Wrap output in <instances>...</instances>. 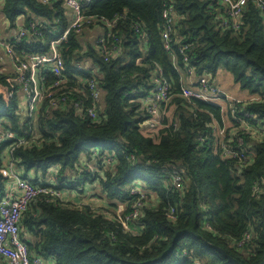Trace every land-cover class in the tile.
<instances>
[{"label":"trees","instance_id":"16d2710c","mask_svg":"<svg viewBox=\"0 0 264 264\" xmlns=\"http://www.w3.org/2000/svg\"><path fill=\"white\" fill-rule=\"evenodd\" d=\"M63 1L4 0L3 12L12 24L23 17L26 28L37 22L41 31V35L14 37L16 51L48 53L47 43L56 30L67 29ZM169 4L177 12V23L171 48H166L163 12ZM218 7L213 0H94L90 4L89 12L99 17L127 15L114 28L117 55L106 59L93 42L81 45V35L76 34L61 44L68 70L63 86L72 101L82 97L84 106L91 104L78 91L81 86L90 95L86 82L75 84L92 77L93 71H81L75 64L89 60L98 70L103 90L99 119L79 115L73 103L62 106L50 117L41 116L42 144L17 148L14 156L25 170L58 169V182L67 181L74 191L86 182L100 183L112 205L120 201L126 209L120 216L106 217L91 207L79 209L64 197L52 202L37 198L21 222L38 236L36 241L26 240L21 233L32 260L40 258L46 264L49 258L56 264L264 261V18L249 0L241 30L224 29L217 23ZM135 22L145 33L137 32ZM182 44L188 45L185 54L179 49ZM157 67L163 70L159 79L169 82L174 118L165 115L158 132L145 133L143 123L149 114L142 99L154 91ZM220 69L231 72L242 89L259 97L235 104L237 116L250 127L244 130L233 119L236 129L227 132L229 147L239 156L225 155L222 138L213 129V122L225 127L223 107L182 96L184 76H190L191 70L199 77H214ZM54 82L48 73L47 86ZM23 109L17 75L0 69V128L22 134L30 127L22 120ZM247 113L257 115V120ZM175 172L183 176L181 188L173 184ZM132 189L144 196L132 194ZM138 200L141 215L126 220ZM136 225L141 230H134Z\"/></svg>","mask_w":264,"mask_h":264},{"label":"built area","instance_id":"2783aa9c","mask_svg":"<svg viewBox=\"0 0 264 264\" xmlns=\"http://www.w3.org/2000/svg\"><path fill=\"white\" fill-rule=\"evenodd\" d=\"M50 0H43V2H49ZM94 0H64V5L70 8L74 12V17L69 27L63 31L54 34L55 38L50 42V51L47 54L36 55L26 51H21L19 54L13 47L12 41L3 40L2 45L6 49L7 53L14 59V64L20 72L17 79L21 87V94L25 106V119L29 122L30 127L23 129L22 134L13 129L0 130V151L7 147L11 154L20 147H27L28 145L40 143L43 141V136L38 134L37 123L43 109L47 111L46 117H50L54 110L60 109L62 105L69 106L73 103L76 108L79 109V115L86 116L92 120H98L100 114V107L102 103L103 90L97 80L99 75L98 70H92L85 63V61L77 62L75 65L81 71H93V76L85 79L86 86L90 95L86 93V90L80 86L78 91L85 97L91 100V104L84 106L83 99L78 98L77 101H72L71 92H65L64 86L68 81L66 76L67 68L63 55L59 51V46L63 43H67L70 34L82 35L85 32L92 29L103 30L102 34L93 40V44L97 50L102 52L106 59L109 56L117 55L120 53V49L116 44V33L114 28L118 26L120 21H124L127 18L126 14H116L112 18L99 17L89 12L90 4ZM219 7L217 23L224 29H230L233 31L241 30L243 25V18L245 16L249 0H213ZM261 12V16L264 18V0H253ZM163 18L165 23L162 30V38L165 42L166 48H171L170 44L173 42L174 25L177 23V12L172 4L166 5L163 12ZM137 32H143L142 25L138 22L134 23ZM38 23L34 22L30 28L22 27L18 33V38H23L29 35H41L39 32ZM147 38L144 39V42ZM180 42V40L178 41ZM187 44L180 45L179 49L182 54H185ZM188 61V59H187ZM163 72L161 67H157L155 74L156 86L154 91L145 96L142 99L145 109L149 116L145 119L143 127L152 129L149 132H158L163 127L164 116L168 114L169 110L167 105L171 100L169 95V82L165 79H159L160 74ZM190 76H184V86L182 87V96L191 100V98L203 99L216 103L217 91L212 88V83L206 78L208 75L201 76L195 85H189L193 82L191 75L194 73L190 71ZM50 73L55 82L51 86H47V75ZM188 79V81H186ZM186 83L188 85H186ZM67 88V87H66ZM73 90V88H72ZM74 91V90H73ZM220 93V92H219ZM227 97V96H226ZM70 99V102H69ZM241 102V101H237ZM218 104V103H217ZM221 105V104H219ZM222 106V105H221ZM223 107V106H222ZM230 106L228 111L224 112L232 113L231 121L232 125L220 126L217 122H213V129L216 131V137L222 138V145L225 148V155L227 156H239L238 151H234L229 147L228 130L236 129L233 119L237 120L241 125V128L249 131L248 123L237 116L234 108ZM224 109V108H223ZM251 118L257 120V115L246 114ZM183 176L180 173H174L172 177L173 184L176 188L183 186ZM67 181L50 182L48 185L40 184L36 185L33 182L18 178L15 181V186L0 196V258L7 261V264H44L40 258H36L33 261L30 257L29 247L26 242L21 238V222L24 212L28 210L30 204L39 197H46L47 201L63 199V189L69 188ZM19 192V193H18ZM132 194L144 193L138 189H132ZM142 201L138 200L133 204V212L127 217L126 220L138 218L141 214L140 210Z\"/></svg>","mask_w":264,"mask_h":264},{"label":"crops","instance_id":"0c3cea01","mask_svg":"<svg viewBox=\"0 0 264 264\" xmlns=\"http://www.w3.org/2000/svg\"><path fill=\"white\" fill-rule=\"evenodd\" d=\"M3 6H4V0H0V69H2L6 73H13L18 76V73L20 70L17 69V67L14 64V59L11 55H9L2 45L3 40H9L11 41L14 39V37H18V33L20 32L22 27H25V19L23 17L18 18V23L16 25L12 24L10 20L7 18L5 13L3 12ZM64 11H65V18H66V24L67 28L69 27L70 23L73 20L74 12L72 9L65 7L64 2L63 5ZM66 30V29H65ZM63 29L56 30V33L65 31ZM53 34V36H55ZM102 34V31L100 32L99 29H92L80 36V43L83 45V43L86 42H93V40L97 37H99ZM47 43V41H46ZM49 45V42L47 43ZM59 51L61 53V46H59ZM49 51H50V45H49ZM48 51V53H49ZM18 52V51H17ZM19 54L21 52H18ZM62 54V53H61ZM85 63L91 68L92 70H96V67H94L92 61L85 60ZM97 71V70H96ZM75 86H80V84H85V81L79 82L77 80ZM226 90V89H225ZM227 92H230L226 90ZM232 93V92H231ZM250 92H242L239 94H234V96L239 98H249ZM63 107H68L66 105H62ZM25 109V106H24ZM23 111L25 112V110ZM46 107L43 106L39 122L37 123V129L38 134H42V131L40 129L41 124V116L43 118L46 117L47 111H44ZM22 120H26L25 117H23ZM3 128H0L2 130ZM44 141V138H43ZM42 141V142H43ZM42 142L36 143L37 145H41ZM30 146V145H28ZM27 146V147H28ZM15 152V151H14ZM13 154L9 151L7 147H4L0 151V196L3 195L5 192H7L9 189L13 188L15 186V181L18 178H24L31 182L38 181L42 184H49L50 182L56 183L58 182L59 178V170L56 168H51L47 172H43L41 170L36 169H30L25 170L21 168L18 165V162ZM93 167V165L90 163V168ZM70 175H73V172L70 171ZM46 182V183H44ZM62 182V181H61ZM2 183V185H1ZM35 184V183H34ZM40 185V184H38ZM80 189L74 191L73 189L65 188L63 189L64 193V201L73 202L72 205H75L79 209H84L87 207H91L94 211H97L99 213L104 214L106 217H116L122 215V213L125 211L126 206L125 203L117 201L116 205H112V202L110 199L106 196L107 194L103 191L102 186L100 183H94V181L86 182L82 184ZM19 193V192H18ZM153 197L155 200H158V197L153 194ZM65 201V202H66ZM68 202V203H69ZM156 204V203H155ZM21 233L22 237L26 240H37L38 236L35 235L32 231L25 228L23 223H21ZM134 230H141V227L136 225L134 227ZM32 260V259H31ZM33 261V260H32ZM45 263L44 260H42ZM48 264H56L55 260L53 258L47 259ZM0 264H7V261L3 258H0Z\"/></svg>","mask_w":264,"mask_h":264},{"label":"rangeland","instance_id":"374dc122","mask_svg":"<svg viewBox=\"0 0 264 264\" xmlns=\"http://www.w3.org/2000/svg\"><path fill=\"white\" fill-rule=\"evenodd\" d=\"M101 31H103V30H100V32ZM191 78H192L193 81H197L201 77H199L195 73H193L191 75ZM206 78L211 81L212 88L217 91V95H216L217 96V101H216V103L221 104L223 106L225 112L228 111V109H230V106L234 108L235 104L237 103V101H246V100H257V99H259V97L257 95L250 94V93H249L250 94L249 98H239V97L234 96V94L247 92L248 90L242 89L240 87V85L235 82L234 77L231 74V72H229L226 69H220L216 76H214V77L211 76L210 77V75H208V76H206ZM186 85H188V84L186 83ZM225 89L230 91V92H227ZM223 92L226 94L225 96L223 95ZM175 106H176L175 104L173 106L167 105V108L169 107V110L166 111V113L168 114V116H169V118L171 120L174 118ZM226 125L228 127L232 125V121H231V118H230L229 114H227V116H226ZM143 131L145 133H149V132H151L153 130L150 129V128H147V127H143Z\"/></svg>","mask_w":264,"mask_h":264},{"label":"water","instance_id":"95a60500","mask_svg":"<svg viewBox=\"0 0 264 264\" xmlns=\"http://www.w3.org/2000/svg\"><path fill=\"white\" fill-rule=\"evenodd\" d=\"M223 95L225 96L226 94L223 92ZM230 261L233 263V264H243L241 263L240 261L234 259V258H230ZM261 264H264V261L261 263Z\"/></svg>","mask_w":264,"mask_h":264}]
</instances>
